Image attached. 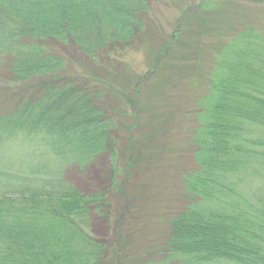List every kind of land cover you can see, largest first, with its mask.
Listing matches in <instances>:
<instances>
[{
    "label": "trees",
    "instance_id": "trees-1",
    "mask_svg": "<svg viewBox=\"0 0 264 264\" xmlns=\"http://www.w3.org/2000/svg\"><path fill=\"white\" fill-rule=\"evenodd\" d=\"M146 8L144 0H0V65L16 81L34 82L15 107L0 112V148L18 136L33 138L54 163L53 171L39 164L2 187L0 264H105L109 247L88 230L91 211H109V194H82L65 170L83 175L107 152L115 155L116 125L68 82L66 61L45 43L71 44L94 58L130 45L144 29ZM219 56L207 119L194 135L199 167L185 176L196 202L169 221L165 251L190 256L187 264H264V205L235 191L249 167L238 159L244 149L237 140L248 143L252 128L261 138L248 154L264 159L256 149L264 151V35L247 29Z\"/></svg>",
    "mask_w": 264,
    "mask_h": 264
},
{
    "label": "rangeland",
    "instance_id": "rangeland-1",
    "mask_svg": "<svg viewBox=\"0 0 264 264\" xmlns=\"http://www.w3.org/2000/svg\"><path fill=\"white\" fill-rule=\"evenodd\" d=\"M144 3V29L128 46L119 44L91 58L71 44L45 43L50 55L66 61L68 82L86 90L116 125L114 157L107 152L83 175L67 168L65 179L84 195L109 194V211H91L88 230L109 247L105 264H187L190 256L167 253L165 243L169 221L196 202L185 190V176L199 167L194 135L207 119L205 98L215 84L210 74L230 40L247 29L264 35V0ZM33 84L16 81L0 65V112L15 107ZM252 131L248 143L237 140L244 149L238 159L249 167L235 191L259 208L264 205V159L248 154L251 142L261 138L259 129ZM18 137L0 148V192L39 164L53 171L41 144Z\"/></svg>",
    "mask_w": 264,
    "mask_h": 264
}]
</instances>
